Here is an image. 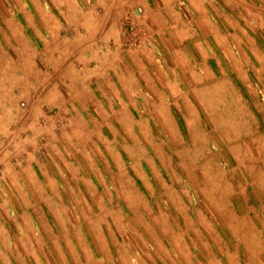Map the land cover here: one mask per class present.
<instances>
[{"label":"rangeland","instance_id":"rangeland-1","mask_svg":"<svg viewBox=\"0 0 264 264\" xmlns=\"http://www.w3.org/2000/svg\"><path fill=\"white\" fill-rule=\"evenodd\" d=\"M259 155L264 0H0V264H264Z\"/></svg>","mask_w":264,"mask_h":264},{"label":"crops","instance_id":"crops-1","mask_svg":"<svg viewBox=\"0 0 264 264\" xmlns=\"http://www.w3.org/2000/svg\"><path fill=\"white\" fill-rule=\"evenodd\" d=\"M250 168L253 169V170H258L259 169V172L260 171L264 172V159H263V156L259 155V159L256 161L255 164H251Z\"/></svg>","mask_w":264,"mask_h":264},{"label":"bare ground","instance_id":"bare-ground-1","mask_svg":"<svg viewBox=\"0 0 264 264\" xmlns=\"http://www.w3.org/2000/svg\"><path fill=\"white\" fill-rule=\"evenodd\" d=\"M235 119V118H234Z\"/></svg>","mask_w":264,"mask_h":264}]
</instances>
